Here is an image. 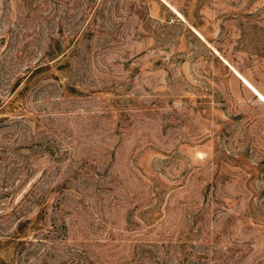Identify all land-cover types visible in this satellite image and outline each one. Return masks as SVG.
<instances>
[{"label":"rangeland","instance_id":"rangeland-1","mask_svg":"<svg viewBox=\"0 0 264 264\" xmlns=\"http://www.w3.org/2000/svg\"><path fill=\"white\" fill-rule=\"evenodd\" d=\"M0 264H264V0H0Z\"/></svg>","mask_w":264,"mask_h":264}]
</instances>
